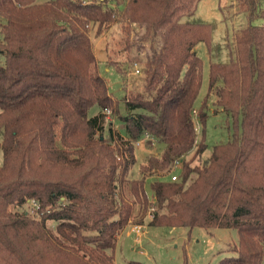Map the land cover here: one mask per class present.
Here are the masks:
<instances>
[{
	"label": "trees",
	"instance_id": "obj_1",
	"mask_svg": "<svg viewBox=\"0 0 264 264\" xmlns=\"http://www.w3.org/2000/svg\"><path fill=\"white\" fill-rule=\"evenodd\" d=\"M199 1L0 0V264H116L118 236L149 213L152 227L235 229L234 255L219 264H264V8L238 0L250 22L232 59L209 70L232 135L193 166L209 118L207 97L196 105V49L210 50L213 28L183 16ZM111 23L159 39L145 93L109 91L90 31ZM142 138L165 147L131 178ZM177 160V181L157 176Z\"/></svg>",
	"mask_w": 264,
	"mask_h": 264
},
{
	"label": "rangeland",
	"instance_id": "obj_2",
	"mask_svg": "<svg viewBox=\"0 0 264 264\" xmlns=\"http://www.w3.org/2000/svg\"><path fill=\"white\" fill-rule=\"evenodd\" d=\"M259 6L264 8V0H261ZM183 20L205 22L213 28L210 50L204 44H200L196 49L203 61L201 89L196 105L199 107L207 97L206 110L209 118L206 123L208 148L203 155L194 158V166L205 161L213 146L225 143L231 138L230 116L215 106L216 95L209 91V70L212 62H228L232 59L236 35L250 20L246 10L240 8L238 0H200L194 12L184 15ZM262 23V19L255 21V24ZM144 33L145 30L139 26H133L130 33H127L125 25L119 23L106 25L100 35H96L95 29L90 31L101 73L108 82L110 93L118 100L125 94L145 93V62L152 54V46L158 49L160 44L159 39H143ZM136 69H139L141 74H134ZM99 112V108L94 106L89 115L92 117ZM106 119L108 123H112L115 130L120 129L119 116L111 113ZM164 147V144L159 142L146 144V138H142L139 145L135 146L137 162L131 171V178L140 177L142 164L150 156L160 157ZM192 157L193 153L188 159ZM173 169L174 165L171 172ZM171 172L168 174L166 171H160L157 176H168ZM149 220V214L143 224H137L135 217L132 218L118 236L114 252L116 264H184L186 257L188 264H219L221 259L234 255L232 249L238 244V233L235 229L152 227L148 225ZM135 225L142 226L140 234L132 231Z\"/></svg>",
	"mask_w": 264,
	"mask_h": 264
},
{
	"label": "built area",
	"instance_id": "obj_3",
	"mask_svg": "<svg viewBox=\"0 0 264 264\" xmlns=\"http://www.w3.org/2000/svg\"><path fill=\"white\" fill-rule=\"evenodd\" d=\"M134 71H135L134 74H137V75L141 74V71L139 69H136ZM106 114L108 116V114H111V111L110 110H106ZM139 143H140V141L137 143V145H139ZM181 166H182V160H177L175 162V164H174V169H173V171L170 174V177H171L172 181H177L178 180V176L179 175L177 173H178V170L181 168ZM149 215H150V218H152V214L149 213ZM141 229H142V226L135 225L133 227L132 231L135 232L136 234H140L141 233Z\"/></svg>",
	"mask_w": 264,
	"mask_h": 264
}]
</instances>
